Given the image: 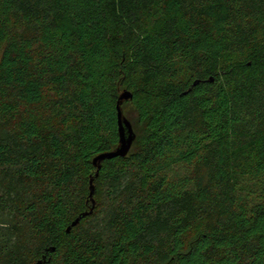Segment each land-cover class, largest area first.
<instances>
[{"label": "trees", "instance_id": "1", "mask_svg": "<svg viewBox=\"0 0 264 264\" xmlns=\"http://www.w3.org/2000/svg\"><path fill=\"white\" fill-rule=\"evenodd\" d=\"M44 256L264 264V0H0V264Z\"/></svg>", "mask_w": 264, "mask_h": 264}, {"label": "water", "instance_id": "2", "mask_svg": "<svg viewBox=\"0 0 264 264\" xmlns=\"http://www.w3.org/2000/svg\"><path fill=\"white\" fill-rule=\"evenodd\" d=\"M210 83L214 82V78L209 80ZM199 84V81H196L194 83L193 86H197ZM188 92L185 93V95ZM133 99V94L128 91L125 90L123 91L118 99V103H117V118H118V130H119V144L116 147V149L105 152V153H101L98 156H96L93 159V165L94 167L96 166L97 172L95 175V178L99 176L100 170L102 169V163L106 160H112L118 157H126L128 156V154L130 153L135 141H136V133L134 131L132 122H130V120L125 116L124 113V109H123V105L124 103L131 101ZM94 177H92L90 179V195L89 198L92 202V208L89 212L84 213L83 215H81L80 217H78L76 220H74V222L72 223L71 227L68 228L67 233H70L71 230L76 227L80 221H82L81 219L92 214L94 212V208L96 206V201L94 199V195H95V185H94ZM56 248H51L48 250V252H55ZM45 262H47V257L44 256L42 260L38 261L36 264H44Z\"/></svg>", "mask_w": 264, "mask_h": 264}, {"label": "rangeland", "instance_id": "3", "mask_svg": "<svg viewBox=\"0 0 264 264\" xmlns=\"http://www.w3.org/2000/svg\"><path fill=\"white\" fill-rule=\"evenodd\" d=\"M94 185H96L95 188H97L96 195L94 197L95 201L97 202L99 200V196H100V194H99L100 190L99 189H101V187H100V185L98 183H94Z\"/></svg>", "mask_w": 264, "mask_h": 264}]
</instances>
